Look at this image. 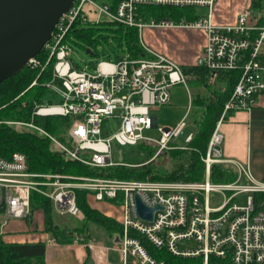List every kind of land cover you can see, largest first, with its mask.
Listing matches in <instances>:
<instances>
[{
    "label": "built area",
    "instance_id": "2783aa9c",
    "mask_svg": "<svg viewBox=\"0 0 264 264\" xmlns=\"http://www.w3.org/2000/svg\"><path fill=\"white\" fill-rule=\"evenodd\" d=\"M217 0H74L64 12L43 49V56L30 58L26 66L39 75L52 66L47 100L37 102L34 116H74L68 142L61 141L32 121H7L34 128L49 137L71 159L98 169L112 166L138 167L115 159L118 146L154 144L152 160L178 146L173 139L186 127L185 120L175 129L157 126L159 139L145 135L155 119L151 110L172 99V88L188 87L185 66L166 53L151 47L144 37L147 28L182 27L202 29L207 34L203 49L193 66L210 70H238L240 75L213 130L206 154V178L200 182L126 179L103 176H72L30 170L25 153L11 158L0 156V235L11 219H27L31 214L32 193L52 199L61 215L78 216L76 190L87 189L91 202L111 201L123 208V234L114 247L120 264H165L148 251L144 236L158 249L183 257H203L204 264H264V181L256 180L247 165L238 163L239 175L232 182H212L213 163L227 162L222 155L221 125L229 112L251 110L264 91V22L251 24V13L242 12L235 24L213 21ZM152 6L193 8L200 16H148ZM202 7H208L207 14ZM116 23L135 27L146 56L129 53L116 59L91 62L94 70L77 67L72 58L75 32L84 26ZM97 48V47H96ZM96 48L89 47L93 56ZM40 52V53H41ZM87 52V49H86ZM38 77L31 86L38 83ZM46 101V102H44ZM2 122V121H0ZM193 135L188 136V141ZM120 159L123 152L120 150ZM248 182H243L242 177ZM212 192L223 195L211 204ZM136 195L149 207L159 206L152 220L140 216ZM246 197L245 203L237 199ZM110 215V214H108ZM113 216V215H112ZM114 217V216H113ZM130 257L132 262H130ZM213 260V261H212ZM84 264V263H80Z\"/></svg>",
    "mask_w": 264,
    "mask_h": 264
},
{
    "label": "trees",
    "instance_id": "16d2710c",
    "mask_svg": "<svg viewBox=\"0 0 264 264\" xmlns=\"http://www.w3.org/2000/svg\"><path fill=\"white\" fill-rule=\"evenodd\" d=\"M146 9L149 17L155 16L157 19L171 17L179 21L185 17L188 20H194L200 16V13L188 7L152 6ZM247 11L258 19V24L264 22V0H249ZM100 30L101 28L94 25L84 26L76 30L75 38L85 49L95 48L100 38L107 40ZM114 32L113 37L121 49L132 57L147 55L139 43L135 27L118 25ZM42 56L43 51L38 54V57ZM117 56L121 55L117 54ZM51 69L52 66H49L38 77L39 69L25 66L24 69L0 83L1 157L11 158L15 152H23L27 156L30 170L38 173L126 179L151 178L165 181L205 180L206 163L202 157L206 154L213 130L221 116L225 102L234 90L240 71H214L203 66L184 68L188 81H192L198 87H206L205 91L197 92L192 97L196 133L186 148H173L166 151L168 159L166 163L171 159H178L179 162L165 171H159L147 164L138 167L94 168L68 157L42 132L28 126L8 123L7 121L29 122L33 120L35 124L43 127L61 141L68 142L67 132L74 116L49 115L33 118L35 104L43 101L49 94V89L44 83L50 79ZM37 77L38 83L31 86ZM237 177L238 172L226 163H213L211 166L210 179L212 182H232ZM76 194L80 208L78 216L61 215L55 210L52 199L38 192L32 193L31 214L27 220L33 223V214L41 211L44 231L49 232L58 243L62 244L72 243L75 240L87 243L93 237L91 223L103 227L112 238L119 242L123 234L122 223L93 206L88 200L87 189L78 188ZM67 216L72 217L67 218ZM135 235L143 240L150 254L158 260H164L165 264H204L203 257L176 256L166 249H158L144 236ZM46 250V245L42 241L18 242L7 240L0 235V264H44Z\"/></svg>",
    "mask_w": 264,
    "mask_h": 264
},
{
    "label": "crops",
    "instance_id": "0c3cea01",
    "mask_svg": "<svg viewBox=\"0 0 264 264\" xmlns=\"http://www.w3.org/2000/svg\"><path fill=\"white\" fill-rule=\"evenodd\" d=\"M248 3L249 0H217L213 21L218 24H235L239 15L247 11ZM250 23L258 24V19L252 14ZM144 37L151 47L166 53L187 68L193 66L200 55L207 34L202 29L168 26L147 28L144 31ZM261 59L264 63V53ZM195 88V93L203 92L206 89L205 86ZM182 90H186L189 94L188 87L184 85L173 87L171 90L172 99H176ZM190 96L188 97L190 98ZM154 119L157 120L156 117ZM221 132L223 134L222 155L227 161L224 163L237 172L239 171L238 163L247 165L256 180L264 181V91L257 97L253 109L232 111L222 123ZM163 160L168 161L164 157ZM242 181L248 182V178L244 176ZM88 200L95 206L94 202H91V197H88ZM41 221V234L33 242L42 241L45 243L47 250L44 264L121 263L120 254L114 249L119 242L110 235L113 242L104 241L100 244H93L75 240L72 243L62 244L58 243L49 232L44 231L43 213Z\"/></svg>",
    "mask_w": 264,
    "mask_h": 264
},
{
    "label": "rangeland",
    "instance_id": "374dc122",
    "mask_svg": "<svg viewBox=\"0 0 264 264\" xmlns=\"http://www.w3.org/2000/svg\"><path fill=\"white\" fill-rule=\"evenodd\" d=\"M98 1L102 2V0ZM207 10L208 7H202V12L204 14H207ZM94 26L101 28L100 32L107 37V40L100 38L97 48L95 47L98 51V55L93 56L87 53L86 49L81 45V42L75 38L76 41L74 42L72 58L77 67L94 70V66L91 64V62L97 63V61L101 59H116L117 54H120L121 56L128 54L123 49H121L120 45L113 37L115 34L114 29L118 26V24L108 22ZM195 87H197L195 83L188 81L189 94H187L186 90H182L177 98L172 99L169 104H164L157 108H153L151 110V115L157 118L155 121L156 126H154L152 129L146 130L144 132L145 135L153 139H159L161 133L158 131L157 126L175 129L184 118L186 127L179 136L173 139L172 143L178 146H188V136L194 135L196 133V124L194 122L195 108L192 107V101L190 99L196 92ZM188 96H190V98ZM45 100H47V98H45ZM156 149L157 146L154 144L149 146L145 143H140L137 145L128 144L124 146H118L115 144V159L124 163L140 164V166L147 164L154 168V170L159 171H165L179 162L178 159H171L168 163H163L162 158H158L153 161L152 158ZM120 150L123 152L122 160L120 159ZM222 199L223 195L221 193L212 192L210 197L212 205L220 204ZM237 199L240 203H245L246 201V197L244 195H239ZM93 204L100 208L103 212L110 214L111 216L113 215L114 218L119 220L123 219L124 212L121 205L114 204L113 202L107 200L94 202ZM70 217L72 216H67V218ZM41 220L42 213L40 211H36L33 214V223H30L27 219H11L8 225L5 227V234L3 235V238L18 242H33L35 239H38L39 235L41 234ZM34 223H36V225H34ZM90 227L93 237L88 242L93 244H100V242L104 241L113 242L109 237L108 231L103 227L93 223H91ZM130 262H132L131 257Z\"/></svg>",
    "mask_w": 264,
    "mask_h": 264
},
{
    "label": "water",
    "instance_id": "95a60500",
    "mask_svg": "<svg viewBox=\"0 0 264 264\" xmlns=\"http://www.w3.org/2000/svg\"><path fill=\"white\" fill-rule=\"evenodd\" d=\"M74 0H0V83L37 56ZM87 53H92L87 49ZM167 159V153H163ZM163 163L166 161L163 160ZM141 217L152 220L159 206L149 207L136 195Z\"/></svg>",
    "mask_w": 264,
    "mask_h": 264
}]
</instances>
